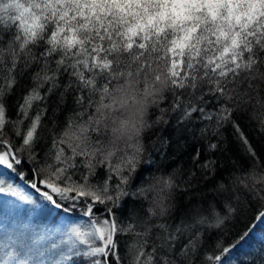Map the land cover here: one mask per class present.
Listing matches in <instances>:
<instances>
[{"label":"snow or ice","instance_id":"1","mask_svg":"<svg viewBox=\"0 0 264 264\" xmlns=\"http://www.w3.org/2000/svg\"><path fill=\"white\" fill-rule=\"evenodd\" d=\"M255 136L264 0H0V194L66 222L0 244V264H237L264 172L221 160L264 165Z\"/></svg>","mask_w":264,"mask_h":264},{"label":"trees","instance_id":"2","mask_svg":"<svg viewBox=\"0 0 264 264\" xmlns=\"http://www.w3.org/2000/svg\"><path fill=\"white\" fill-rule=\"evenodd\" d=\"M171 130H166L163 134L165 136H168L170 134ZM154 139L153 133H147L146 134V142ZM255 140L257 142V145L260 149H264V141H261L259 136H255ZM149 148L151 150V144H149ZM173 148H169V155L172 154L174 151ZM190 152V149H189ZM188 154L185 153L175 164H173L171 161H166L169 165L167 168V171L171 172L174 167H178L179 165H186L188 162ZM233 161H235L237 167L235 171V175L237 176H243L246 171H252L255 169L257 173L264 172V165H262L261 161L258 159L255 162L248 159L246 156L243 155L242 152L233 151L229 154L228 158L222 159L221 164L225 165L228 168L232 167ZM153 174L160 175L161 173H158L155 171V168L152 170ZM149 176L148 173H145V178L147 179ZM7 178V177H6ZM13 183H19L23 185V187L26 190L32 191L25 183L18 181V180H12ZM202 187L201 185L194 184L191 188L188 189H178L175 200L177 203V206H187L192 202L200 203L202 199V193L199 191V189ZM184 192L183 195H180L181 192ZM5 199V198H4ZM3 199V200H4ZM0 202H3L0 200ZM145 206L147 205V201H144ZM31 208H33L37 213L42 216L44 219H48L50 222L56 221V219L59 217L55 210H50L48 207L43 206V202L40 200H37L36 205H30ZM8 214H4L2 216L3 222L6 223L9 218L7 217ZM38 217L34 216L33 220H36ZM79 218V217H77ZM250 218V216H249ZM5 225V224H4ZM243 227V224L237 225V230L241 229ZM233 259L236 260L237 264H264V224H261L256 231L252 234L250 240L248 243L244 244L240 249H238L234 255Z\"/></svg>","mask_w":264,"mask_h":264},{"label":"rangeland","instance_id":"3","mask_svg":"<svg viewBox=\"0 0 264 264\" xmlns=\"http://www.w3.org/2000/svg\"><path fill=\"white\" fill-rule=\"evenodd\" d=\"M20 186L24 188L23 185L20 184ZM25 191L31 193L29 190L25 189ZM11 199L0 194V200L4 202L3 211L0 212V244L5 242L10 243L17 238L31 242L32 239L45 235L50 236V239L43 241L46 246L53 242H59L60 236L56 232V229L63 227L66 223L62 216H59L56 221L50 222L48 219L40 216L30 205L21 204L19 208H15L6 203ZM8 213L7 217L9 220L6 223H2V216ZM34 216L38 218L33 220ZM73 220L78 222L79 218L73 217Z\"/></svg>","mask_w":264,"mask_h":264}]
</instances>
